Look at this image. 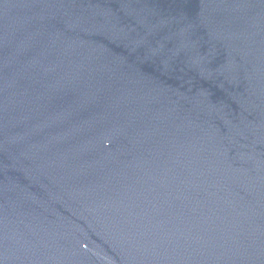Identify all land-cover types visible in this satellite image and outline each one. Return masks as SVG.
Wrapping results in <instances>:
<instances>
[{
    "label": "water",
    "instance_id": "1",
    "mask_svg": "<svg viewBox=\"0 0 264 264\" xmlns=\"http://www.w3.org/2000/svg\"><path fill=\"white\" fill-rule=\"evenodd\" d=\"M0 264H264V0H0Z\"/></svg>",
    "mask_w": 264,
    "mask_h": 264
}]
</instances>
